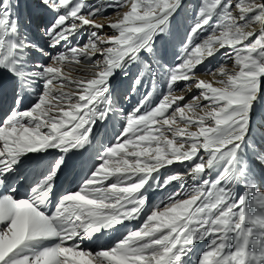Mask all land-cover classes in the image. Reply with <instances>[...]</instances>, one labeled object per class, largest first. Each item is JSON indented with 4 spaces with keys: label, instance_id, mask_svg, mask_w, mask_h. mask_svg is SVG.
<instances>
[{
    "label": "snow or ice",
    "instance_id": "1",
    "mask_svg": "<svg viewBox=\"0 0 264 264\" xmlns=\"http://www.w3.org/2000/svg\"><path fill=\"white\" fill-rule=\"evenodd\" d=\"M38 4L54 14L41 29L47 49L64 50L37 44L18 0H0V82L12 85L11 103L0 100V264H192L201 243L195 264H264V144L249 140L252 114L264 104V0H199L174 67L161 63L157 41L170 34L183 0ZM108 9L116 19L102 35L96 20L109 19ZM82 31L86 41L73 43ZM34 53L49 62L32 61ZM217 55L225 63L200 79L198 66ZM153 65L166 74L158 103L147 91L127 114L117 109L112 78L138 66L130 98L146 77L155 89ZM193 88L199 94L186 102ZM27 94L34 98L26 105ZM114 118L118 128L98 141ZM97 142L78 188L61 193L49 214L69 155ZM51 151L21 196V170ZM174 164L185 171L161 180L160 169ZM173 182L179 189L149 207L147 193ZM141 219L110 247H85Z\"/></svg>",
    "mask_w": 264,
    "mask_h": 264
},
{
    "label": "bare ground",
    "instance_id": "2",
    "mask_svg": "<svg viewBox=\"0 0 264 264\" xmlns=\"http://www.w3.org/2000/svg\"><path fill=\"white\" fill-rule=\"evenodd\" d=\"M88 1V0H86ZM184 1V0H183ZM19 2V17L20 20L22 22V24L24 25V27L30 32L32 33L33 39L34 41L39 44L42 47H45L47 49V41L46 39L43 37L42 35V31L39 32V29L37 27H35V25L33 24V20L36 19L37 17H39V14L43 16V21L45 23L44 27L48 26L52 20L53 17V13H48L45 11H41L40 10V5L38 4V0H18ZM26 4L27 7V16L28 19H25L24 12H23V6ZM180 12H178L175 16H179ZM98 23V21L96 22ZM188 26V23L184 22V21H179L178 26H177V30L178 32L176 33V41H180L185 42L186 39V34L187 31L189 29H186ZM43 27V28H44ZM102 35H111L112 34V30L110 28H108L106 25L105 27L102 29L101 31ZM181 36V37H180ZM87 39V32H81L79 35L75 36L73 38V43H76V41H79L80 44L82 45ZM198 42V41H197ZM162 43V40H158L157 41V47H158V51L161 54V63L164 65H168L169 67H174L176 64H178L179 58L178 56H171L172 55V51L167 50L165 48H163L160 44ZM66 46L62 45L60 46L59 49L53 50V49H47L49 52H52L53 54H55V51L57 50H64ZM182 48V47H181ZM30 59L32 61L35 62H43V63H48V58L47 57H43L41 56L39 53H34ZM219 62L221 64L225 63V60L223 57H219V59H217L216 61V68L217 69L220 65ZM229 69H231V67H229L228 65H226ZM153 68L156 70L157 72V79H156V86L155 89L153 90V86L151 83L150 79L146 80V84L147 86H145V84H141L138 86V91L136 93H134L133 95H131L130 98H125V94L127 92L130 91V85H131V77H134V75L137 74L138 71V66H133V68L130 70V74L128 76H125L123 73H117L111 80V84H112V97L115 103V106L117 107V109H123L124 113L127 114L142 98L143 94H146L147 91H153V106L158 103L159 99L162 98V94L166 92V74L165 71L162 68H158L156 65H153ZM197 75L200 79H205L204 76L202 75V72H204V69H202V65L198 66V68L196 69ZM83 72L78 70L76 73H74V75H82ZM211 78L205 79V80H211ZM191 83V82H189ZM218 86V85H217ZM177 89H181L184 87V83L181 82L178 85H176ZM11 82L8 80H5L3 82H0V100L3 101V105L5 106L6 103L8 104L10 102V97L12 95L11 92ZM199 94V90L193 88L190 92H185V96H186V102L188 100L191 99V97L193 95H198ZM33 95L31 94H27V99L25 101V104H30L32 99H33ZM9 99V100H8ZM259 105H257V107L255 108L252 117H251V124L254 123V120L260 119V120H264V109H262L261 111L258 108ZM119 123H123V120L120 119ZM118 123L116 118H114V120L112 122L109 123V125L107 126V129H101L98 132V136L97 139L98 141L103 139L105 133L107 134L108 137H111L113 135V131H114V127L118 128ZM261 131V130H260ZM259 135L261 136V142H258L259 145L264 144V128L262 129V131L259 133ZM99 147V143H93L92 145L87 146V149H84L83 151H86L87 156H85V154H83L82 157H80V159H78L76 162V166H74V161L71 159L73 154H70L69 157L67 158V162H66V166L65 169L62 171V173L60 174V180L58 181V183L63 182L65 176L69 173L74 172V177L71 178L70 182L67 184L66 189L64 190H60L59 193H54L53 195L50 197V202L48 204V207L46 209V211H48L50 214L52 211L55 210V206H50L53 202L56 203L58 201V197L61 193H64L66 191H71V190H75L78 188L80 180L84 174V172L91 166L92 163V157L95 154L96 148ZM56 153L55 151H51L46 158L44 159V162L42 164L39 165H33L31 163L27 164L22 170H21V175L23 177V179L21 181H19L20 187H19V193L21 196H23L30 188V186L32 185V179H35L34 177L32 178V175L29 176L30 171H33L35 173V176L38 174H42L44 170L47 169V165L49 163V161L51 160L50 158L53 156V154ZM188 163V162H185ZM183 165L181 164H174L172 166H167L165 168L160 169V176H161V180H163L164 177L170 175L173 173V171H175L178 167L182 168ZM155 175V174H154ZM216 175L215 172L212 173V178H214ZM259 175V173H258ZM58 179V178H57ZM192 182V181H191ZM56 183V185L58 184ZM71 186V187H69ZM259 190L264 192V182H261L259 184ZM179 189V187L173 186L172 189H168L166 191V189H156V190H150L147 193V197H148V204L150 202V200H155V197L158 193H161V196L163 194L166 195L167 192H172L174 190ZM163 196L161 198H163ZM50 206V207H49ZM127 224L129 225V230L131 231L134 229L135 226V222H131V221H127ZM142 224V219L139 220V223H137L138 227ZM118 230L116 231H112V232H106L103 236H100L99 239H97L94 243H86L85 247H89L92 248L93 250L101 248V247H110L116 240L119 239L121 233L123 232V229L118 227ZM99 235V234H98ZM204 244L201 243L199 245H197L196 247V252L193 254L192 257V264H195V259L198 256L199 252L203 249Z\"/></svg>",
    "mask_w": 264,
    "mask_h": 264
},
{
    "label": "rangeland",
    "instance_id": "3",
    "mask_svg": "<svg viewBox=\"0 0 264 264\" xmlns=\"http://www.w3.org/2000/svg\"><path fill=\"white\" fill-rule=\"evenodd\" d=\"M95 2H96V0L86 1V3H95ZM198 3H199V0H184L183 1V7L179 10V12H180L179 16H177V17L175 16L172 20L170 34L162 39V43L160 45L169 51L171 50L172 51L171 56L174 55V56L179 57L180 51L182 49L181 47L183 46V43H181L180 41H176V33L178 32L177 26H178L179 21H184V22L188 23V26L186 29H190L192 23L194 22V9ZM106 15L109 17V19H104V20L97 19L96 22L98 21V23H102V24L107 26V24L109 23V20L114 21L116 19V16L113 15L112 9H108ZM26 16H27V14H26ZM39 16H40V14H39ZM34 21H35V19L33 20V22ZM42 21L40 20V24H44V22H42ZM204 35H207V33H205ZM185 39H186V37H185ZM219 57H222V56L217 55L214 58H210L209 60H206L205 63L202 64V69H204V72H202V75L204 76L205 79L211 78L210 75H205L204 73L208 69L214 70V68H216V61H217V59H219ZM220 63H222V62H219V64H217V65H220ZM226 65L231 67L232 61H230V60L227 61ZM132 79H133V77H131V80ZM147 79L148 78L146 77L145 80H147ZM258 105H259L258 108L260 111L262 109H264V104H258ZM263 128H264V120L263 119L262 120H260V119L254 120V123L251 124V131H250V135H249L250 142H255L256 144H258V142H261V136L259 135V133L262 131ZM193 130H195V129H193ZM184 171H185V169L182 166V168L178 167L175 171H173V173L174 172L183 173ZM188 182H189V184L192 183L190 178H189ZM173 186L179 187V183L173 182L170 185V187L173 188ZM174 191H176V190H174ZM156 197H158V195H156Z\"/></svg>",
    "mask_w": 264,
    "mask_h": 264
}]
</instances>
